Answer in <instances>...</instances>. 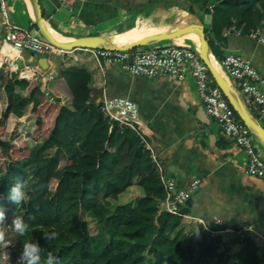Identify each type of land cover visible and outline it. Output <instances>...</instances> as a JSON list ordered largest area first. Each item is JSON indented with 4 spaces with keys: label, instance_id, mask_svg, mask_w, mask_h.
Segmentation results:
<instances>
[{
    "label": "trees",
    "instance_id": "16d2710c",
    "mask_svg": "<svg viewBox=\"0 0 264 264\" xmlns=\"http://www.w3.org/2000/svg\"><path fill=\"white\" fill-rule=\"evenodd\" d=\"M184 1L190 4L191 12L194 6L211 10L206 37L218 62L226 55L225 31L234 30L247 38L258 29L264 34V0ZM32 28L37 30L34 24ZM60 75L72 95L71 103L62 108L49 136L32 139L28 155L10 162L8 170L0 172V195L11 205L10 211H4L5 224L0 225L5 231L0 264L6 251L12 264H18L24 243L29 242L42 247L41 264H45L48 252L57 257L58 264L264 262V250L244 233L231 239L213 237L212 231H224L225 226L197 223L189 229L182 217L161 212L159 202L166 192L151 153L137 132L110 122L92 103L93 78L88 70L71 65ZM210 78L217 86L211 74ZM0 90L15 119L22 118L30 105L32 114L36 113L45 97L40 86L30 89L28 80L2 71ZM19 135L14 131L1 137L0 154L8 155ZM27 137L33 138L32 133ZM17 181L24 182L27 197L19 205L8 199ZM52 181L57 186L46 200ZM132 189L137 196L128 198ZM14 216H22L29 223L23 236L13 230ZM29 216L34 219L28 221ZM44 231H57L59 236L46 241Z\"/></svg>",
    "mask_w": 264,
    "mask_h": 264
},
{
    "label": "crops",
    "instance_id": "0c3cea01",
    "mask_svg": "<svg viewBox=\"0 0 264 264\" xmlns=\"http://www.w3.org/2000/svg\"><path fill=\"white\" fill-rule=\"evenodd\" d=\"M8 7L12 22L38 31L32 28L34 14L29 0H8ZM47 8L43 16L53 37L57 35L67 42L101 36L111 38L118 46H126L136 41L119 43L114 39L136 27H141L138 40L149 34L157 35L198 24L200 20L205 24L206 33L211 28V10L194 6V12H191L190 4L184 0H84L79 16L72 18L57 13L49 1ZM4 34V19L0 13V53L3 50L2 54L17 55V52L7 50L3 42ZM225 35L228 37L226 50L250 61L264 77V44L251 37H241L234 30L225 31ZM198 38L197 34L189 33L174 41L133 50L142 52L165 46L187 45L198 51ZM42 58H47L45 68L39 63ZM211 63L225 77L220 62L211 57ZM16 65V70L2 67L0 72L10 76L15 74L18 79L28 80L30 89L40 86L45 92L37 114H32L30 105L25 115L17 119L24 123L29 116L35 115L31 120V133L35 141L49 136L62 108L71 103L72 95L60 75L61 71L71 65L85 68L93 78L90 85L93 104L96 105L106 96L129 98L138 105L145 136L168 177L176 178L181 188L195 179L202 181L200 190L182 208L187 217L184 224L189 229L197 223L204 226L224 225L225 230L219 231L222 232L219 237L225 235L229 239L234 234L250 236L248 228L264 233V181L245 174V153L206 114L191 75L184 81L169 75L155 79L134 77L114 65L99 66L93 56L83 50H73L66 59L57 55L39 57L31 52H23ZM28 72L30 76L26 75ZM236 90L242 94L237 87ZM0 97L7 103L3 90H0ZM241 98L264 127L259 107L242 95ZM8 107L11 111V107ZM256 146L264 158V145L259 144L258 139ZM137 193L136 189H132V196L128 198L137 196ZM233 223L236 228L229 226Z\"/></svg>",
    "mask_w": 264,
    "mask_h": 264
},
{
    "label": "built area",
    "instance_id": "2783aa9c",
    "mask_svg": "<svg viewBox=\"0 0 264 264\" xmlns=\"http://www.w3.org/2000/svg\"><path fill=\"white\" fill-rule=\"evenodd\" d=\"M78 1L84 0H58L60 7L72 10ZM0 13L4 19V44L17 52V55H6L0 61V68L8 67L16 70V63L23 52H31L39 57L57 55L62 59L68 58L73 51L63 50L43 38L38 31L15 24L10 20L8 0H0ZM251 38L264 44V34L258 29L251 34ZM90 53L99 66L114 65L134 77L158 78L169 75L178 81L186 80L191 75L203 102L206 114L214 119L221 127L224 135L231 139L246 155L245 174L264 181V158L256 146V136L236 116L234 108L230 105L224 93L218 86H214L210 78L208 65L200 58V53L187 45H173L146 51H120L111 49H76ZM225 77L232 85L258 107L264 121V77L243 57L228 53L219 63ZM38 68V67H36ZM35 69V68H34ZM53 77H51L52 79ZM93 93L91 92V99ZM112 123L122 128H130L137 132L146 149L151 153L154 169L164 186L166 196L159 202L161 212L187 218L182 212L193 196L200 190L202 181L195 179L184 187H179L177 179L168 177L158 156L150 146L140 121L138 105L129 98L106 96L96 104ZM250 237L256 246L264 250V233L248 228ZM213 237H219L222 232H211ZM264 264V262L262 263Z\"/></svg>",
    "mask_w": 264,
    "mask_h": 264
},
{
    "label": "water",
    "instance_id": "95a60500",
    "mask_svg": "<svg viewBox=\"0 0 264 264\" xmlns=\"http://www.w3.org/2000/svg\"><path fill=\"white\" fill-rule=\"evenodd\" d=\"M48 1L56 9L57 13L61 14L66 18L78 17L83 4L82 1H78L74 5L73 9L69 10L65 7H60L58 4V0ZM29 2L34 14V25L37 27V30L40 35L50 43L66 51H73L76 49H111L129 51L141 46H149L160 42L174 41L186 36L189 33L197 34L200 38V58L208 65L210 69V74L213 77L215 83L222 90L224 96L226 97L230 105L234 108L241 121L253 132L256 138L264 145L263 125L250 111V109L243 101L241 95L232 85V83L227 78L223 77L211 64V57H215L211 51L210 44L206 37V28L203 21L200 20L198 24H190L174 31H167L161 34L147 36L126 46H118L112 42L111 38L101 36L76 38L73 39L71 42L61 44L59 42H56L53 36L51 35V29L49 28L47 22L44 20L40 0H29ZM226 51L229 53L232 52L231 50ZM46 61L47 58H42L39 60V63L42 67L45 68ZM229 226L235 228L237 227L234 223L229 224Z\"/></svg>",
    "mask_w": 264,
    "mask_h": 264
},
{
    "label": "rangeland",
    "instance_id": "374dc122",
    "mask_svg": "<svg viewBox=\"0 0 264 264\" xmlns=\"http://www.w3.org/2000/svg\"><path fill=\"white\" fill-rule=\"evenodd\" d=\"M40 4L42 6V11L46 13V11L48 10L47 8L48 1L40 0ZM241 95L243 98L245 97L243 94ZM0 98H3V97H0ZM34 116L35 115L29 116V118L24 123L19 122L17 121V119H15L11 115V111L7 103L3 100H0V138L3 137L6 133L10 134L14 131L20 133V135L13 141V145L11 146L9 154L8 155L0 154V172L1 173H4L5 171L8 170L10 162L21 160L22 158L28 155L29 149L34 139L28 138L27 134L32 131L33 122H31V120H33ZM258 143L261 144L259 140H258ZM56 186H57V182L52 181L49 187V193H48L46 200H48V198L54 193ZM0 208H2L4 211L11 210L10 203L1 195H0ZM10 216H13V215L12 214L7 215V217H10ZM8 253L10 252L6 251L4 253L2 264H12L11 255L8 256Z\"/></svg>",
    "mask_w": 264,
    "mask_h": 264
},
{
    "label": "clouds",
    "instance_id": "9594fccd",
    "mask_svg": "<svg viewBox=\"0 0 264 264\" xmlns=\"http://www.w3.org/2000/svg\"><path fill=\"white\" fill-rule=\"evenodd\" d=\"M26 193L24 191V182L17 181L14 186L10 188L8 199L15 205L26 200ZM34 217L29 216L28 221L33 220ZM6 221L5 212L0 208V225H4ZM13 230L23 236L29 228V223L22 216H14L11 221ZM59 236L57 231H44L43 238L46 241H52ZM5 240V231L0 230V242ZM43 249L38 242L24 243L23 250L21 252L18 264H41V256ZM45 264H58L57 257H55L51 252L47 253V259Z\"/></svg>",
    "mask_w": 264,
    "mask_h": 264
},
{
    "label": "bare ground",
    "instance_id": "6f19581e",
    "mask_svg": "<svg viewBox=\"0 0 264 264\" xmlns=\"http://www.w3.org/2000/svg\"><path fill=\"white\" fill-rule=\"evenodd\" d=\"M141 28V27H140ZM139 28V29H140ZM139 29H137V27H136V29H131V30H129V31H127L126 33H124V34H121V35H119L116 39H114V41L115 42H119V43H130V42H133V41H137L139 38H140V34H141V32H139L140 30ZM50 32H51V35H52V31L50 30ZM53 36V35H52ZM55 36V38H54V40L56 41V42H59V43H61V44H65V43H67V41L66 40H64V39H62L61 37H59V36H57V35H54ZM147 36H150V34L149 35H147ZM146 36V37H147ZM198 44H200V38H198ZM6 46V48H7V50H10V51H12V52H15V51H13L12 49H11V47H9L7 44L5 45ZM4 49V48H3ZM3 51V50H2ZM2 51H1V53H0V57H4V56H6L7 54H2ZM198 52L200 53V50H199V46H198ZM212 64V63H211ZM216 69V68H215Z\"/></svg>",
    "mask_w": 264,
    "mask_h": 264
}]
</instances>
